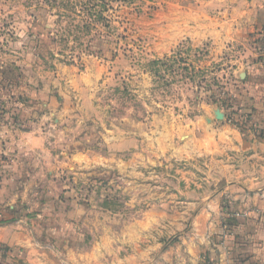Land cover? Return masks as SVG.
<instances>
[{
  "label": "rangeland",
  "instance_id": "374dc122",
  "mask_svg": "<svg viewBox=\"0 0 264 264\" xmlns=\"http://www.w3.org/2000/svg\"><path fill=\"white\" fill-rule=\"evenodd\" d=\"M235 8L232 0H0V116L44 130L50 142L44 160L35 155L15 172L12 189L27 195L19 205L45 210L60 239L78 253L97 249L103 264H151L182 245L223 187L210 177L221 172L217 156L202 153L206 129L245 128L234 102L238 66L264 67V28L235 38L245 27ZM224 32L230 38L218 39ZM226 94L234 118L222 107ZM221 207L224 225L230 193Z\"/></svg>",
  "mask_w": 264,
  "mask_h": 264
},
{
  "label": "crops",
  "instance_id": "0c3cea01",
  "mask_svg": "<svg viewBox=\"0 0 264 264\" xmlns=\"http://www.w3.org/2000/svg\"><path fill=\"white\" fill-rule=\"evenodd\" d=\"M232 2L236 23L245 25L235 38H247L264 28V0ZM229 35L217 36L229 39ZM238 69L242 77L238 105L241 111H253L254 126L236 128L221 121L206 129L202 153L217 156L221 172L210 177L223 187L210 194L211 201L183 244L164 248L151 264H264V67L254 64V71L244 74ZM17 120L0 116V264H103L97 249L78 253L69 240L60 239L47 225L50 218L45 210L32 214L19 205L27 195L12 189L19 179L15 172L33 166L35 155L44 160L50 142L44 130L26 131ZM224 193L232 199L231 230L219 218L224 216ZM138 264H147L145 258Z\"/></svg>",
  "mask_w": 264,
  "mask_h": 264
},
{
  "label": "trees",
  "instance_id": "16d2710c",
  "mask_svg": "<svg viewBox=\"0 0 264 264\" xmlns=\"http://www.w3.org/2000/svg\"><path fill=\"white\" fill-rule=\"evenodd\" d=\"M226 97L227 99L224 98V101L222 102V107H224V109H226L228 112H230L231 114V117H236L237 116V112H236V109L234 107H232L231 105V99H233V96L230 95V94H226ZM237 104H240V100L238 101V99H234ZM246 114H247V119L245 121V124L246 125H251V126H254V119H255V115L253 113V111H250L248 110V108H246ZM228 228L231 230L232 229V225H233V222L232 220H229L228 223L226 222Z\"/></svg>",
  "mask_w": 264,
  "mask_h": 264
},
{
  "label": "water",
  "instance_id": "95a60500",
  "mask_svg": "<svg viewBox=\"0 0 264 264\" xmlns=\"http://www.w3.org/2000/svg\"><path fill=\"white\" fill-rule=\"evenodd\" d=\"M217 118H218L219 120L224 119V115H223V113H222V112H218V113H217Z\"/></svg>",
  "mask_w": 264,
  "mask_h": 264
},
{
  "label": "built area",
  "instance_id": "2783aa9c",
  "mask_svg": "<svg viewBox=\"0 0 264 264\" xmlns=\"http://www.w3.org/2000/svg\"><path fill=\"white\" fill-rule=\"evenodd\" d=\"M246 116V115H245ZM245 118V117H244Z\"/></svg>",
  "mask_w": 264,
  "mask_h": 264
}]
</instances>
